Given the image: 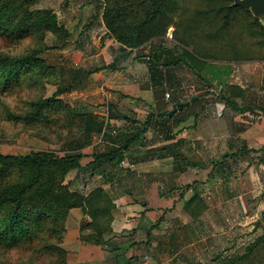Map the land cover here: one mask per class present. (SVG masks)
Here are the masks:
<instances>
[{
    "label": "trees",
    "instance_id": "trees-1",
    "mask_svg": "<svg viewBox=\"0 0 264 264\" xmlns=\"http://www.w3.org/2000/svg\"><path fill=\"white\" fill-rule=\"evenodd\" d=\"M37 2L38 0H0V119L13 125L36 126V123H49L54 113H74L54 96L47 99H24L21 100L22 103L15 100L20 98L14 94L19 95L25 87H36V81L54 73L55 69L40 58L46 49L45 35L51 33L60 41L69 37L68 30L59 24L57 15L50 9L35 8ZM213 2L214 6L211 8L214 7V14L219 21L217 28H213L207 22L213 19L209 16V11L203 8L209 5V0H197L194 8L186 6L182 0H103L102 21L109 37L123 48L137 51L152 40L159 41L164 38L168 28L172 26L171 38L181 44L182 57L159 45L156 51L148 55L150 62L160 63L166 67V75L172 68L183 66L191 70L193 76L204 83L202 89L204 87L208 89L195 96L199 97L195 103L209 94L210 99L222 102L236 111L252 109L249 103L238 106L236 99L242 103L249 92L238 85L228 83L230 67L226 66L224 74L221 75V72L217 74L213 71L212 66L205 67L204 61L233 62L255 58L264 60V25L260 24L248 10L234 6L232 0ZM244 37L247 40L244 41L245 46L238 44L240 41L237 39L244 40ZM190 46L198 48L201 54L214 51L215 55L209 54L201 58L193 53ZM70 73L73 82L63 86L57 93L78 88L92 72L77 69ZM174 82L180 83L179 80ZM7 97L17 104L12 105ZM179 103L175 101L171 108L164 109L163 119L179 123L182 121L180 116L195 104L178 110L171 117H166V113L178 107ZM120 117L128 122L125 115ZM65 119L68 117L65 116ZM90 119L89 115L82 117L83 136L64 143L66 152L80 151L89 144ZM97 122L98 120L93 122L95 126L93 131L100 133L103 124ZM133 123L143 128L149 122ZM143 133L144 130L127 138L124 145L116 150L115 155L139 143ZM111 156L110 154L108 162L112 161ZM81 157V154L58 157L41 151L30 152L24 156L0 153L1 243L9 247H21L24 239L28 238L27 241L32 239V233L46 228L47 223L51 225L52 232L62 231V223L68 211L77 207L90 218L86 227L93 234L90 236L93 243L96 245L107 243L105 236L112 232V211L115 207L108 193L97 188L87 195H82L69 191L68 187L62 184L64 176L69 171L80 167ZM99 157L101 156L96 158V162L99 161ZM173 158L178 161L182 156L177 153ZM175 163L173 172L169 174L170 183L164 180V184L168 186L164 185L163 188L168 191L172 190L174 177L176 178L184 167L179 162ZM46 245L50 247V243ZM224 264H264V234L247 245L243 254L226 256Z\"/></svg>",
    "mask_w": 264,
    "mask_h": 264
},
{
    "label": "crops",
    "instance_id": "crops-1",
    "mask_svg": "<svg viewBox=\"0 0 264 264\" xmlns=\"http://www.w3.org/2000/svg\"><path fill=\"white\" fill-rule=\"evenodd\" d=\"M85 4L90 5L91 3L86 2ZM98 9L100 10V7ZM76 20L75 28L78 27L80 21L84 20L87 31H99L100 34L106 32L102 12L79 14ZM104 36V41L100 46H96L98 39L93 37L89 39V42L86 39L79 40L77 47L72 51L75 60L82 59L78 68L84 72H92L82 83L86 84V80L92 78V81L99 84L100 90H103L106 97L114 100L115 105L111 104V112L107 115L110 133L112 131L124 132L133 128L135 130H132L134 132L131 135H133L137 133L136 128L140 127L133 122H149L142 128L144 133L139 143L128 147L120 154L115 155L116 150L124 144L120 145L117 138H105V132L101 140L102 144L97 147L90 146L87 150L91 153L100 151L94 152L101 157L92 165H97L99 168L103 189L115 205L111 224L113 232L110 239L106 238L105 246L108 245L107 249L113 253L110 257L113 258L114 264H124V262L125 264H158L167 258L168 253L170 255L173 250L179 251V245L184 242V235L191 237L189 239L191 242H196V237H198L196 232L200 229L204 215L218 214L220 216L221 212H217L219 210L217 208H230L229 205L234 203L232 201L234 197L239 199L241 206L239 211L245 214L248 212V199L244 198L247 197L246 195L251 196L254 201L264 196V158L260 157V155L264 156V109L252 108L236 111L222 102L210 99V95L207 94L198 103H195L199 100V97H196V100L187 106L195 103L180 116L182 121L179 123L175 120H165L163 119L164 114L160 113L164 112V109L171 108L175 101L180 103L190 101L191 98L208 89L205 87L202 89L201 80L195 77V80H190V82L194 83L191 87L196 94L187 96L184 92L190 87L185 88V82L189 81L185 77L192 74L191 70L188 69L187 73L182 67L172 68L167 71L168 75H166V67L161 66L160 63L150 62V59L147 60L148 55L138 56L142 53L141 51L144 52L148 44L139 51L129 50L123 48L113 38ZM92 45L96 47V50H88V47ZM83 55L87 57L83 59ZM90 59H93L92 62L89 61L91 64H86V60ZM117 61L119 63L116 68L111 69L109 65ZM98 63L100 66L96 68L92 66ZM230 64L234 62H229ZM229 67L231 69L235 66ZM239 67H241V74L246 83L241 84L234 81L228 83L238 85L247 92L253 89V80H257L260 85L264 84V60L241 61ZM215 72L217 74L221 72L222 75L225 71L215 70ZM231 76H234L233 73H230L229 77ZM176 80L180 83H175ZM165 93H173V98L166 99ZM250 97L249 94L245 95L243 106L251 101ZM183 108H178L177 111ZM256 112L261 117V119L257 118L260 123L251 122L252 115H256ZM120 114L125 115L128 122L121 119L120 121L125 124L116 130L113 121H118L119 119L115 118ZM166 117L171 116L166 115ZM190 120H192L191 124H189ZM177 126L180 128L174 130ZM230 150L237 154L234 158L237 162L241 161L254 167H249L247 173L244 172V174H239L238 178H234L233 168L230 169L227 166L226 177L222 182L212 170H210V175L208 172L203 177L202 170L196 169L200 161L198 157L202 154L208 152L212 155L216 151ZM177 153L182 158L175 161L173 156ZM110 154L113 159L108 162ZM84 159L94 161L93 154ZM120 162H123L124 166L119 168ZM175 162H179L184 167L178 172L177 177H174L172 190L168 191L163 188L167 185L164 184V180L170 183L168 178L175 168ZM130 163L133 164L132 168L128 166ZM238 179H240L239 182H237ZM214 181L221 182V186L215 185V190L219 189L221 198L224 195L225 201L222 200L224 203L229 201L227 206L219 203L220 200L214 194L215 191L212 190ZM205 188L210 192L205 194L203 192ZM257 202L262 204V201L256 200L255 205ZM71 211L76 212V208ZM83 219L82 217L80 220ZM170 223L173 228L177 227L175 231L168 228ZM87 249L97 252L96 257H90V260H96V262L91 261V264H106L107 257L104 256L102 247Z\"/></svg>",
    "mask_w": 264,
    "mask_h": 264
},
{
    "label": "rangeland",
    "instance_id": "rangeland-1",
    "mask_svg": "<svg viewBox=\"0 0 264 264\" xmlns=\"http://www.w3.org/2000/svg\"><path fill=\"white\" fill-rule=\"evenodd\" d=\"M68 1L70 3H67ZM213 1L214 0H209V5L203 6V8L207 9L209 11V16L213 17L212 20L207 22L213 28H217L219 21L218 17L214 14V7L211 8L214 6ZM86 2H90L91 4L86 5ZM182 2L186 6L194 8L197 0H182ZM102 3L103 0H38L34 6L38 9L52 10L57 15L59 24L63 25L68 30L69 37L60 41L56 40V37L51 33H47L45 35L44 44L46 49L40 55V58L45 60L47 65L55 69L54 73H52L49 77L36 81V87H25V90L19 95L14 94L20 98L15 100L22 103L21 100L23 101L24 99H47L54 96L56 100H59L61 103L71 108L74 113H54L52 114L53 117L49 123H36V126L33 124H30L29 126L13 125L6 120L0 119V153L4 155L24 156L34 151L52 153L54 156L58 157H63L68 154H81L82 157L79 161L80 167L69 171L64 176L62 184H65L69 191L77 192L82 195H87L94 189H103L104 187L103 183L100 181L99 168L97 165H92L95 164V160H97L96 158L99 156L94 152L100 151L97 149L98 151H93V153H91L87 151L88 148L90 146L97 147L102 144L101 140L104 132L105 138H117V142L121 145L124 144L125 140H127V138H129L135 131L133 128H129L124 132L112 131L110 133L108 131L109 121L107 115L108 112H111V104L115 105V103L113 102V99H108L106 97L103 90H100L99 84L92 81V78H90L91 80H86V84L82 83L76 89L57 93L63 86L66 84L69 85V83L73 82L71 80L72 76L70 72L72 70L80 69L78 67L81 65L82 59L79 61L75 60L72 53L73 49L77 47L78 41L86 39L89 42V39L96 37L98 39V41H96V46H100L104 41V35L109 37L106 32L105 34H100L99 31H87L85 27L86 22L84 20L80 21L78 27L75 28L77 25L76 19L79 14L86 15L93 14L95 12L101 13ZM206 3L207 1L205 4ZM99 7L100 10L98 9ZM210 25L208 27H210ZM247 26H249V24H247ZM172 31L173 27L170 26L164 38L159 41L152 40V42L148 44L149 46H146L144 52L141 51L142 53L138 54V56H144V54L150 55L153 51L157 50L159 45H161L163 49L171 50L177 56H181L183 51L182 46L171 38ZM245 35L247 36V32ZM237 40L240 41L238 44H244V46L246 44L244 41H247L245 37L244 40H242V38H238ZM190 47L193 53L199 55L201 58L208 56L209 54L215 55L214 51H210V53H202V55L198 48L192 46ZM88 50H96V47L92 45V47H88ZM248 53L250 54V52ZM86 55L89 56V54ZM87 56L83 55L82 57L84 59ZM92 60L93 59L88 61L86 60V64L89 63V61L92 62ZM255 60H259V58H255ZM206 61H204L205 67H208V65L210 67L212 66L213 71H225V67L229 65V62L216 63V61ZM233 62L234 64H230L229 66H235L234 68H231L232 70L230 69V73H233L234 76L229 77L228 82L234 81L245 84L246 82L243 80L244 76L241 74V67H239V65H241V61L234 60ZM118 63V61L117 63H111L109 67L111 66V69H115ZM92 66H95L94 68H96L100 65L98 63L97 65L93 64ZM58 69H60V71ZM182 69H185V72L188 73V69L186 67L182 66ZM185 78L189 79V81H186L184 86L185 88H190L186 89L187 92L185 91L184 93H186L187 96L196 94L191 87L194 86V83L190 82V80H195L193 74H189V76L187 75ZM253 79H256V77ZM253 81V89L249 91V94H251V101L248 103L257 110L264 109V84L260 85L257 80ZM200 83L201 85L204 84L201 81ZM169 94V99H172V94ZM113 96L115 97L116 95ZM7 100L12 105L17 104L14 100H11L10 97H7ZM236 101L239 107L243 106L244 102H242V104L239 103L237 99ZM248 103L246 102L245 104ZM85 115H89L91 117L88 128L90 142L80 151L68 153L64 150V143L70 139L76 140L77 138H81L83 136L81 122L82 117ZM65 116H67L68 119H65ZM120 116L115 118L119 119L118 121L112 120L116 130H119V127L122 124H125V122L120 121ZM252 116V123H260L259 119H261V117L258 116L257 112L256 115ZM67 120H69L72 124ZM97 120L103 124V128H105L103 132L101 131L102 133L93 131L95 127L93 122H96ZM191 122L192 120L189 121V124H191ZM179 128L180 126L174 127V130ZM142 131V128H136L137 133ZM89 153L93 154L94 161L84 159L91 155H89ZM101 153L103 152L101 151ZM236 156L237 154H235L233 150L221 152L216 151V153L212 155L206 152V154H202L198 157L200 161L196 169L199 171L202 170L201 174L203 177H205L208 172V175H210V170H212L213 174H217L219 176H217V178L221 179L222 182L223 178L226 177L225 169L228 166L230 169L233 168L232 171L234 172V178H238L237 176L239 174H244V172L247 173L249 167L253 168L254 166L247 165L241 161L237 162L234 159ZM260 157L264 158L263 155H260ZM118 167L120 168V165H118ZM239 181L240 179H238L237 182ZM220 183L214 181L212 190L213 192L215 191L214 194H216L217 198L220 200L219 203H223L224 206H227L229 201L225 202V204L224 195L221 198L219 189L217 188L218 191L215 190V185L221 186L222 184ZM203 192L207 194L210 191L205 188L203 189ZM246 196L247 197L244 198L248 199L247 213L244 214L242 211H239L241 210V206L238 201L239 199L234 197L232 200L234 203L233 205H229L230 208H217L219 209L217 212H221L220 216L218 214H212V216L204 215L202 217L200 229L196 232L198 236L196 237V242H191L189 240L191 237H186L184 235V242L179 245V251L173 250L170 255L168 253L167 258H165L163 262H158V264H224L226 256L234 257L235 255L243 254L247 245L254 242L257 238L264 234V196L259 199H255V201H262V204L257 202L256 205L255 201L251 199V196ZM82 217L84 219L81 221L80 219ZM78 222L80 224H78L79 226L77 225ZM89 222V216L85 214L81 208L77 207L76 212L74 213L71 209L68 211L62 223V231L59 230L60 232H52L50 229L51 225L47 223L46 228H37L38 231L36 233H32V239L29 241H27L28 238L24 239V242L21 243L23 246L21 247H9L5 243L0 242V264H91V261L93 260H90V257H96L95 254L97 252H91L87 248L93 247H102L101 250L105 254L104 256L107 257L106 264H114L113 258L110 257L113 253H110L107 249L108 245H96L90 238L93 234L89 232L88 227H86ZM168 228L174 229L175 231L177 227L173 228V225L170 223ZM112 232L107 234L105 239H110L109 237H111ZM47 243H50V247H47ZM93 262H96V260ZM103 262L105 261L103 260Z\"/></svg>",
    "mask_w": 264,
    "mask_h": 264
},
{
    "label": "water",
    "instance_id": "water-1",
    "mask_svg": "<svg viewBox=\"0 0 264 264\" xmlns=\"http://www.w3.org/2000/svg\"><path fill=\"white\" fill-rule=\"evenodd\" d=\"M232 4L244 10H248L251 15L260 22V24L264 25V0H232ZM195 100L196 97H193L190 101L180 103L178 107H175L172 110L168 111L166 115H173L178 108L187 107L191 102ZM160 114H164V112H161Z\"/></svg>",
    "mask_w": 264,
    "mask_h": 264
},
{
    "label": "built area",
    "instance_id": "built-area-1",
    "mask_svg": "<svg viewBox=\"0 0 264 264\" xmlns=\"http://www.w3.org/2000/svg\"><path fill=\"white\" fill-rule=\"evenodd\" d=\"M148 59H149V57H147V60ZM169 97H170V94L169 93H165V98L168 99ZM119 165H120V167H123L124 166V163L123 162H120ZM128 166L132 168L133 167V164L130 163Z\"/></svg>",
    "mask_w": 264,
    "mask_h": 264
}]
</instances>
